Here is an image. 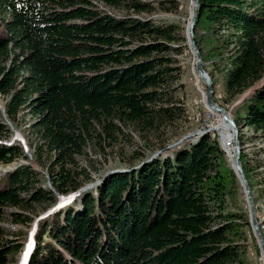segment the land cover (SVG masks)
<instances>
[{
  "label": "trees",
  "instance_id": "obj_1",
  "mask_svg": "<svg viewBox=\"0 0 264 264\" xmlns=\"http://www.w3.org/2000/svg\"><path fill=\"white\" fill-rule=\"evenodd\" d=\"M195 41L223 105L240 129L264 141V0H198ZM123 11L115 16L100 8ZM141 0H0V95L6 118L32 136L40 172L21 164L0 177V221H32L92 181L136 134L161 153L133 150L124 168L41 218L27 264H244L246 213L227 200L237 177L212 133L169 150L165 135L184 117L174 97L175 24H157ZM135 15V16H133ZM215 93V92H214ZM0 121V164L26 159ZM143 145V146H144ZM143 146H141L142 149ZM245 155L241 152L242 167ZM10 210V211H8ZM0 226V264L16 239Z\"/></svg>",
  "mask_w": 264,
  "mask_h": 264
},
{
  "label": "rangeland",
  "instance_id": "obj_2",
  "mask_svg": "<svg viewBox=\"0 0 264 264\" xmlns=\"http://www.w3.org/2000/svg\"><path fill=\"white\" fill-rule=\"evenodd\" d=\"M141 1L149 2L155 8L151 14H144L141 15V17L151 18L157 24H175L180 28H185L186 30L192 7L191 0ZM100 8L115 16H121L125 14L123 11L107 8L103 4H100ZM185 30L183 31L184 35ZM176 46H179L180 51L178 53H171V56L176 60L173 66L179 68L178 70L174 71V74H176V79L173 82L174 97L178 103L183 106L184 117L179 119L174 124L173 128L167 131L165 135L167 142L166 148L171 150L172 148L179 146L184 142H187L188 144L195 142L202 135L197 136L196 138L190 137L182 143L175 145V143L180 140V138L196 130H209L208 133L218 136L220 143V141H223V137L222 133L219 129H217V127L222 120L221 117L217 115V113L214 114V112L208 110V108L205 106V85L197 76L195 71L193 54L189 49L186 40L181 41ZM203 63L205 66L206 63L204 61ZM213 90L215 92L213 93L214 102L228 110L233 117V105L222 104L224 94L221 84L217 82L216 87L215 89L213 88ZM0 106L4 107V99L1 95ZM0 121L4 122L10 130L9 138L7 140H3L2 142L7 144L11 142L16 143L22 148L24 154L27 156L26 159H19L10 164H0V177L7 172L14 170L21 164H28L35 167L40 172V178L42 179L43 185L50 188V190H53L50 185L46 169L42 166H39L34 161L33 148L31 146L32 136L22 127H15L11 123L8 125L6 122L8 119L3 117L1 111ZM212 127L214 128V131L212 130ZM242 132L245 134V136L243 138V144L240 145L241 151L245 155L243 164L245 163V167L247 169L248 178L246 179L250 186L254 200L256 220L264 237V141H262L259 137H252L251 131L249 129L243 128ZM227 143H229V141ZM143 145L144 143L140 141L136 134L133 133L130 143H120L114 150L109 152L105 161L101 157L99 158L97 155H93L94 169H91L92 181L88 183L101 179L103 175L109 170L123 169L125 166V163L123 162L128 163V157L133 153L134 149L143 150V152L149 156L160 150L157 144L153 147H147ZM141 146H143L144 149H142ZM228 148L229 150L226 148L225 154L231 166L229 159L232 158L230 153V150L232 149L231 144ZM68 202L69 201L65 202L64 204ZM227 203L230 210L246 213L249 223L248 207L245 200V195L238 179L237 183H233L231 185V195L228 198ZM61 204V199L58 196V201L50 206L46 207L44 205H35L33 207L35 212L32 214V221L27 225H15L11 223L8 216L5 215L4 220L0 221V226L5 229L4 238L16 239V243L20 245V248L17 251L8 254V259L11 262L10 264H27L28 255L31 251L34 242V235L36 233L40 219L45 217V214L50 213L53 208H59V205ZM245 234L247 241L245 242L246 253L244 257V264H264L259 245L250 225L248 229H245Z\"/></svg>",
  "mask_w": 264,
  "mask_h": 264
},
{
  "label": "water",
  "instance_id": "obj_3",
  "mask_svg": "<svg viewBox=\"0 0 264 264\" xmlns=\"http://www.w3.org/2000/svg\"><path fill=\"white\" fill-rule=\"evenodd\" d=\"M192 2V9H191V14L186 26V30H185V35H186V41H187V45L189 47V49L192 51L194 60H195V69L196 72L198 73V75L200 76V78L202 79L204 85H205V90H206V95H205V106L213 111L218 113L222 120L226 123L227 127L230 128V137H229V143L232 144V148H233V152H232V158L230 159V163H231V167L240 183V186L243 190V193L245 195V200L247 203V207H248V216H249V225L251 227V230L257 240V243L259 245V249H260V253H261V257L264 260V237L263 234L260 230V226L256 220V210H255V205H254V200H253V196H252V192L250 189V186L247 182L242 164H241V145H240V129L237 126L235 120L233 119L232 115L230 114V112L226 109H224L223 107L219 106L217 103L214 102L213 100V83L210 79V76L208 74V72L206 71V69L204 68V63L202 61V55L200 53V50L198 48V46L196 45V41H195V25L196 22L198 20L199 17V1L198 0H191ZM0 111L3 114V117H6V112L4 107H0ZM8 125H10L9 121H6ZM244 128V126H243ZM212 130L214 131V128L212 127ZM209 130H196L192 133H188L185 136H183L182 138H180V140H178L176 144H180L183 141L187 140L190 137L196 138L197 136L203 135L208 133ZM220 145L223 149L224 152H226V148H225V143L223 141H220ZM161 149L157 152H155L154 154H152L151 156H149L146 160L140 162V164H138L137 166H134L132 168H130L129 170L135 169L138 166H141L149 161H151L152 159H154L155 157H157L160 153H161ZM128 169L123 168V169H113V170H109L108 172H106L103 177L99 180H96L95 182H91L88 184H85L83 186H81L80 188H78L76 191L69 193L66 196H62L59 195V198L61 199V205H63L65 202L72 200L75 196L79 195L80 193L86 191L87 189L91 188L92 186L101 183L104 178L110 174V173H116V172H122V171H127ZM59 205V206H61ZM58 206V207H59ZM56 208H53L51 211H53ZM48 214V213H47ZM47 214H45L44 216H46Z\"/></svg>",
  "mask_w": 264,
  "mask_h": 264
},
{
  "label": "bare ground",
  "instance_id": "obj_4",
  "mask_svg": "<svg viewBox=\"0 0 264 264\" xmlns=\"http://www.w3.org/2000/svg\"><path fill=\"white\" fill-rule=\"evenodd\" d=\"M191 4H192V2H191ZM191 9H192V7H191ZM191 14V13H190ZM192 52V51H191ZM194 67H195V60H194ZM195 71H196V69H195ZM197 73V72H196ZM197 76L200 78V76L198 75V73H197ZM201 79V78H200ZM202 80V79H201ZM203 82V81H202ZM0 107H2V106H0ZM209 110V109H208ZM211 111V110H210ZM213 112V111H212ZM214 114H216V112H214ZM217 115H219L218 113H217ZM220 116V115H219ZM221 117V116H220ZM221 120H222V118H221ZM217 129H219L220 130V132L222 133V137H223V142L225 143V147L229 150V146H230V143H227L228 141H229V137H230V128L229 127H227V125H226V123L222 120V121H220V124H219V126L217 127ZM231 147H232V144H231ZM232 152H233V148L230 150V153H231V156H232ZM263 262H264V260H263Z\"/></svg>",
  "mask_w": 264,
  "mask_h": 264
}]
</instances>
